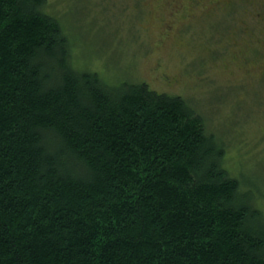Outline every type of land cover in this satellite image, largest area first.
<instances>
[{
	"label": "trees",
	"instance_id": "obj_1",
	"mask_svg": "<svg viewBox=\"0 0 264 264\" xmlns=\"http://www.w3.org/2000/svg\"><path fill=\"white\" fill-rule=\"evenodd\" d=\"M48 4L0 0V264H264L263 199L205 118L77 68Z\"/></svg>",
	"mask_w": 264,
	"mask_h": 264
},
{
	"label": "rangeland",
	"instance_id": "obj_2",
	"mask_svg": "<svg viewBox=\"0 0 264 264\" xmlns=\"http://www.w3.org/2000/svg\"><path fill=\"white\" fill-rule=\"evenodd\" d=\"M49 0L77 68L185 98L264 209V1ZM251 188V187H250Z\"/></svg>",
	"mask_w": 264,
	"mask_h": 264
},
{
	"label": "flooded vegetation",
	"instance_id": "obj_3",
	"mask_svg": "<svg viewBox=\"0 0 264 264\" xmlns=\"http://www.w3.org/2000/svg\"><path fill=\"white\" fill-rule=\"evenodd\" d=\"M198 1H200L202 4L205 2L208 6H210L209 4H212V7H222L231 3H241V0H190V4L193 5Z\"/></svg>",
	"mask_w": 264,
	"mask_h": 264
}]
</instances>
